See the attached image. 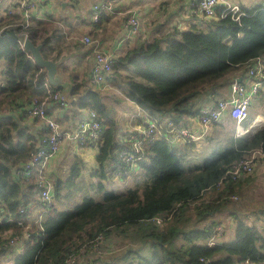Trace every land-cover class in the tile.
<instances>
[{
	"label": "trees",
	"instance_id": "obj_1",
	"mask_svg": "<svg viewBox=\"0 0 264 264\" xmlns=\"http://www.w3.org/2000/svg\"><path fill=\"white\" fill-rule=\"evenodd\" d=\"M16 7L0 17V59L5 63L0 81V264H66L68 257L80 254L99 235L101 254L87 249L85 264H264V235L232 206L242 199V177L229 173L252 151L264 148V127L240 137H218L200 163L187 159L196 150V141L184 138L171 143L167 138L168 123L186 126L200 107L225 95L237 72L243 76L256 59L264 62V6L239 5L242 14L235 20L222 4L217 5L214 16L201 15L199 24L186 30L172 27L151 39L138 38L123 55H112L105 77L110 89L105 91L75 74L68 78L70 92L52 86L66 97L67 105L74 100L78 108L96 113L101 125L98 138L77 141L98 147L99 167L92 175L103 179L132 175L142 178L143 186L118 193L101 182L92 183L101 195L96 200L77 187L81 165L75 162L64 179L53 182L50 202L40 198L36 175L26 179L21 173L49 136L32 114L33 107L44 99L41 107L46 113L49 102L61 106L49 97L46 75L22 50L21 41L27 36L34 44L42 43L43 57L60 64L66 62L65 48L70 45L60 26H46L31 13L24 17ZM115 92L142 110L134 117L127 112L123 122L128 117L143 127L150 121L165 126L163 133L143 141L141 158L132 170L119 153L137 156L133 143L139 134L131 141V133L121 129L108 107ZM255 96L264 104V82ZM65 188L68 192L61 196ZM77 194L83 199L71 210L53 204ZM259 213L264 215V208ZM15 236L19 239L10 246Z\"/></svg>",
	"mask_w": 264,
	"mask_h": 264
},
{
	"label": "crops",
	"instance_id": "obj_2",
	"mask_svg": "<svg viewBox=\"0 0 264 264\" xmlns=\"http://www.w3.org/2000/svg\"><path fill=\"white\" fill-rule=\"evenodd\" d=\"M17 1L18 0H2L0 2V17L5 14V8L9 3L15 4ZM29 1L32 2V9L30 11L32 16L37 20L44 22L46 26H60L62 34L64 35V40L70 45V47H68L69 50L65 48L64 56L66 62L62 64L59 63V72L60 68L65 67L67 72L60 73L66 80H68L69 75L75 74L79 75L82 80L87 81L89 84L91 82L90 73L93 63V55L87 47H84L81 44V52L77 49L74 50L71 48L74 45L79 44V38L84 35L89 34L92 39L95 38L104 49L112 52L114 57L115 55H123L128 48L127 46L136 42L138 38L151 39L160 33L167 32L172 27H177L179 30H186L194 23L199 24V14L193 12L190 0H115L111 9L103 10L102 18L100 19L99 17L100 20L95 22L92 21L91 18L92 6L104 0ZM228 1L230 4L237 5L239 8L237 1ZM16 8L20 9L18 7ZM133 14L140 20V36H135L131 33L128 34L127 29L124 26L127 20L126 18H129ZM62 19H65V21ZM239 74L240 72L235 74L236 81L237 79L242 80L245 87L249 89L255 82V79L248 74V71L244 72L243 76H240ZM229 94L230 87L228 86L225 95L221 98H227ZM256 96L254 95L251 106L248 109V117L241 124L245 129L244 134L254 133L264 127V104ZM133 106L135 105L133 104ZM46 108L48 111L47 114L59 124V130L62 134L57 152L47 161V178L53 188V182L56 179H64L69 173V170L65 173V169L68 167L70 168L75 162H80L81 184L79 185L81 187L83 185V188H85L86 185H84L83 181L86 180L87 177L92 178L93 171L99 167L98 162L96 161L98 147L81 146L76 140L69 138V136L76 133L78 122L85 116V114H87L86 108H78L74 100L70 102V105H66V107H58L49 102L47 103ZM135 108L137 113L131 112L132 117L140 116L139 112H142L137 105ZM126 115L128 116V113L125 114V116ZM38 120L47 129L45 123L40 119ZM188 120L189 122L186 123V126L188 125L195 131V133L200 134L201 130L196 121V117ZM124 122L125 124H128H126L125 132L127 131L131 133L132 141L141 126L138 125L137 121L135 122L133 120L126 119ZM235 128L236 123L233 119L227 115L222 116L219 121L209 125L205 134L201 135L199 139L196 140V148L199 147L206 152H210L218 137L224 138L232 136V134L234 137L244 135L242 134L238 136L235 134ZM163 129H165V126L162 127L161 132ZM134 167L135 164L130 167L131 170ZM262 169L263 168L260 166L256 168V174L258 177L260 178V176H262L261 181H258L256 177H252L251 179V175L241 178L243 182L240 188L242 201L251 195L252 186H257L255 182H261L264 185V174L259 173V170ZM243 203L244 202H242V204ZM36 212L39 213L38 209H36Z\"/></svg>",
	"mask_w": 264,
	"mask_h": 264
},
{
	"label": "built area",
	"instance_id": "obj_3",
	"mask_svg": "<svg viewBox=\"0 0 264 264\" xmlns=\"http://www.w3.org/2000/svg\"><path fill=\"white\" fill-rule=\"evenodd\" d=\"M1 1L2 0H0V2ZM114 1L115 0H104L100 3L94 4L92 6V21H97L103 10L111 9ZM190 1L193 12L206 17L214 16L215 7L221 4L224 6V11L231 13L235 20L242 14L238 6L230 4L228 0ZM15 4L22 10L24 17H27L32 9V2L29 0H18ZM13 6V3H9L5 8V13L11 12L13 10ZM124 26L127 29L128 34L131 33L135 36H140V20L134 14L127 18ZM79 42L83 46H86L93 55L90 81L100 90L110 88L105 77L111 70L112 52L104 49V47L97 40H93L91 36L88 35H84L79 38ZM248 74L250 76H254L255 79V82L249 89H247L242 82L235 80L230 86V94L227 98H219L199 108L196 121L201 130L200 134L195 133V131L190 127H173L170 123H168L169 136L167 138H169L170 142L175 143L184 138L196 141L201 135L205 134L209 125L219 121L224 115L229 116L235 121V134L238 136L244 134L245 129L241 126L242 121L248 117V109L251 106L253 97L256 94L259 85L264 82L263 60L256 59L254 61V66L249 69ZM44 88H46L49 97L56 101L59 106L63 107L67 105L66 97L60 91L51 90V86L47 80L44 82ZM45 102L46 99L41 102V106H44ZM41 106L33 107L32 114L45 123V126L49 131V136L42 139L44 146H40L36 152L31 154L29 161L22 168L21 174H23L26 179L32 174L36 175L38 187L41 189L40 198L44 201L50 202L53 198V188L47 178L46 164L48 159L57 152L62 134L59 130V124L51 118ZM86 112L87 114H85V116L78 122L76 133L69 136V138L76 141H82L86 136H89L92 139L98 138L101 131V125L97 119L96 113L90 109H86ZM162 127L163 125H159L155 121L148 122L145 127L141 126L140 130L137 132L139 135L133 143V149L137 156H135L132 152L122 151L119 153L122 163L126 166H133L134 163L141 158V146L143 141L146 138L151 137L155 132L161 133ZM256 166L264 167V148L252 151L248 157L237 162L229 173L232 174L233 177L248 176L254 171ZM156 222L159 223L161 220L156 219ZM217 230L219 232H223L222 227H218ZM18 239L19 237L17 236L10 238L9 245L13 246ZM101 242V235L94 237L87 243V248L83 247L80 250V254L68 257L66 259V264H85V256H83V254L86 253V250L89 248L91 253L101 254L99 249Z\"/></svg>",
	"mask_w": 264,
	"mask_h": 264
},
{
	"label": "rangeland",
	"instance_id": "obj_4",
	"mask_svg": "<svg viewBox=\"0 0 264 264\" xmlns=\"http://www.w3.org/2000/svg\"><path fill=\"white\" fill-rule=\"evenodd\" d=\"M238 2L239 5H243V6H256V5H263L264 6V0H235ZM199 19H203L202 16L199 14ZM86 47V46H84ZM74 50H78L79 52H81V49L79 46L74 45ZM5 67V63L3 60L0 59V81L2 78V71L4 70ZM110 103H108V107L112 110L113 115L116 117V119L118 120V122H120V126L121 129L124 131L126 129V124L125 122H123V119H125V114H127V112H136V108L135 106H133V104H131L122 93L119 92H115L114 94H112V97L110 98ZM129 113V114H130ZM128 118V117H127ZM126 118V119H127ZM128 125V124H127ZM229 128V127H228ZM227 128V129H228ZM226 132V131H225ZM209 155L208 152L202 150L201 148L197 147L196 150L191 153V155L189 156L188 154V158L190 159L191 162H202V160ZM75 162V161H73ZM72 162V163H73ZM186 167H188L190 165V163L185 162L184 163ZM263 169L259 170L260 174H264V167L260 166ZM256 168H258V166L255 167L254 171L250 174L251 179L252 177H256L258 181L262 180V176H260V178L258 177V175L256 174ZM69 167L67 169L64 170V172H68ZM121 174V173H117ZM256 174V175H255ZM84 185H86L85 188H83L81 186H77L79 188V190H86V193L91 195L92 197H94L96 200H100L101 199V195L98 194L94 189H93V184H98L99 182H101L102 184L105 185V188H114L118 193L123 192L124 190H126L129 187H133L138 185L140 188L143 186V179L142 178H137L134 179L132 177V175H129V177L127 178H119V177H114L113 179L110 178H101V177H96V176H92L91 177H87L86 180L83 181ZM92 184V185H91ZM257 184L256 187L251 188V195L249 197H246L243 201L242 199L239 198L240 202L238 201V199H236V201L238 202H232V206L236 207V212L238 213V215L240 217H242L246 222H254L255 225L257 226V228L260 230V232L264 235V215L259 213V209L264 208V185L263 183L259 182L256 183ZM91 186V187H89ZM68 192V189H62L60 191V195L63 196ZM83 199L82 194H77L74 196V198L70 199V200H65L64 202H61L60 199H55L54 204L61 210H71L73 209L74 205L77 204L78 202H80ZM243 203V205H241ZM242 209V210H241ZM231 231V230H230ZM230 235V234H229ZM224 238H227V236L225 235ZM20 249V244L17 245L14 250L11 252L10 254V258H12ZM1 262L4 263V259L1 260Z\"/></svg>",
	"mask_w": 264,
	"mask_h": 264
},
{
	"label": "water",
	"instance_id": "obj_5",
	"mask_svg": "<svg viewBox=\"0 0 264 264\" xmlns=\"http://www.w3.org/2000/svg\"><path fill=\"white\" fill-rule=\"evenodd\" d=\"M43 44H34L27 36L23 39L21 43L22 50L29 54L34 65L38 67L39 70H43L47 82L56 88H62L65 92H70L72 90V83L66 80L63 75L59 72V62L52 61L50 59H45L41 53ZM240 79H237L239 81Z\"/></svg>",
	"mask_w": 264,
	"mask_h": 264
}]
</instances>
